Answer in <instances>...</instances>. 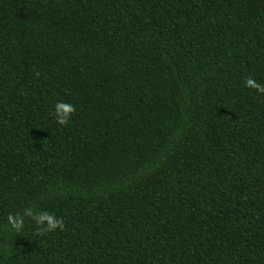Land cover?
Listing matches in <instances>:
<instances>
[{
  "label": "trees",
  "instance_id": "16d2710c",
  "mask_svg": "<svg viewBox=\"0 0 264 264\" xmlns=\"http://www.w3.org/2000/svg\"><path fill=\"white\" fill-rule=\"evenodd\" d=\"M249 78L264 0H0V264H264Z\"/></svg>",
  "mask_w": 264,
  "mask_h": 264
},
{
  "label": "clouds",
  "instance_id": "9594fccd",
  "mask_svg": "<svg viewBox=\"0 0 264 264\" xmlns=\"http://www.w3.org/2000/svg\"><path fill=\"white\" fill-rule=\"evenodd\" d=\"M245 86L249 88H253L257 90L260 93H264V84L258 83L255 80L249 78L245 82ZM56 110V117H57V123L60 125H66L69 122V116L71 113L75 111V108L72 105L65 104V103H57L55 106ZM31 213L29 212V215ZM37 220L41 227L39 228V231L41 232H52L56 229H63L64 225L61 219H58L53 214H50L46 211L41 212L39 216L37 217ZM8 222L11 225L13 229H16L19 231L24 224V220L17 214L15 217L12 215L8 216ZM47 225L46 228H44V225Z\"/></svg>",
  "mask_w": 264,
  "mask_h": 264
}]
</instances>
